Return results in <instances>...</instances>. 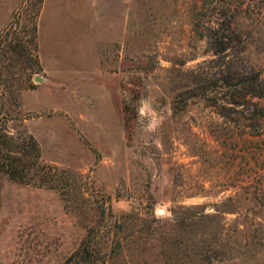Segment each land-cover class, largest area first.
<instances>
[{"label": "rangeland", "instance_id": "374dc122", "mask_svg": "<svg viewBox=\"0 0 264 264\" xmlns=\"http://www.w3.org/2000/svg\"><path fill=\"white\" fill-rule=\"evenodd\" d=\"M200 3L0 0V114L50 166L0 175V264H63L91 230L105 264H264V97L250 121L209 99L240 71L264 83V0L219 56Z\"/></svg>", "mask_w": 264, "mask_h": 264}, {"label": "trees", "instance_id": "16d2710c", "mask_svg": "<svg viewBox=\"0 0 264 264\" xmlns=\"http://www.w3.org/2000/svg\"><path fill=\"white\" fill-rule=\"evenodd\" d=\"M261 0H201L199 6L205 9L195 10L191 26L197 38H204L212 55H227L229 50L239 54L245 49V24L251 15L259 13L257 6ZM34 17V16H33ZM205 18L206 20H201ZM30 41L35 45L36 24L31 21ZM19 45L16 39L12 48ZM227 71L232 67V61L224 62ZM237 73V72H236ZM245 71H240L233 82V77L221 78L224 92L221 96H211L213 105L219 107L223 117L232 113L240 114L244 119H252L255 113L245 117L244 107L251 98L264 97V83L258 73L246 77ZM264 114V107L258 102L252 103ZM7 118L0 114V175L25 184L48 181L50 166L40 160V151L33 136L24 129L12 130L7 125ZM253 124H249L251 127ZM96 231H87L80 244L65 258L63 264H105V260L96 248Z\"/></svg>", "mask_w": 264, "mask_h": 264}]
</instances>
